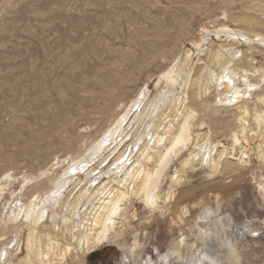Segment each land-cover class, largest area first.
Listing matches in <instances>:
<instances>
[{"label":"rangeland","instance_id":"rangeland-1","mask_svg":"<svg viewBox=\"0 0 264 264\" xmlns=\"http://www.w3.org/2000/svg\"><path fill=\"white\" fill-rule=\"evenodd\" d=\"M223 27L242 31L257 42L252 49L245 40L220 42L214 32ZM204 28L207 35L202 36ZM258 37L264 38V0H0V264H18L27 254L31 227L27 218L34 205L49 209L43 212L44 226H37L40 234H58L62 247L70 243L73 222L85 221L96 197L109 195L116 187L111 170L123 162L131 169L142 160L138 154L145 145L153 148L165 128L176 125L190 110L196 113L191 122L195 144L172 159L163 174L161 191L165 197L174 196L172 202L167 200L160 211L153 212L134 200L128 211L135 210V217L121 243L130 245L138 239L144 246L141 254H148L157 264L159 254L181 238L188 244L183 250L190 261L208 254L219 264H264V193L260 188L264 159L259 149L262 145L264 151V126L254 121L255 110L262 108L257 99L264 97V45ZM200 41L203 45L197 50L194 44ZM222 45H227V51L217 64L213 54ZM189 51L193 54L190 65L184 61ZM232 52L239 58L229 65ZM174 67L182 72L175 83H157ZM244 70L253 75L246 77ZM225 73L232 74L235 84L247 78L241 88L246 84L258 87H250L249 92L240 89L246 97L239 103H220L224 90L212 78ZM197 78L203 83L189 89L187 82L192 84ZM137 100L142 101L130 111L114 143L105 144L92 157ZM157 104L160 108L155 112ZM145 107L150 115L147 110L138 119ZM244 109L250 113L247 136L250 129L257 134L248 141L242 139L236 161H224L216 173L202 160L205 150L214 148L213 156L218 157L220 145L231 149L232 134L242 129L239 118ZM202 138L208 142L203 156L195 157L186 174L181 173L186 181L174 186L170 177ZM89 156L90 162L62 189V197L44 204L70 166ZM90 187L95 200L76 201L77 192ZM205 207L235 228L228 238L230 244L224 232L219 240L204 242L197 228L189 229ZM181 219L189 226L182 228ZM118 247L105 244L83 260L93 264L91 257L97 253V264H123ZM6 250L9 257L3 256ZM76 256H68L65 264H78Z\"/></svg>","mask_w":264,"mask_h":264},{"label":"bare ground","instance_id":"bare-ground-1","mask_svg":"<svg viewBox=\"0 0 264 264\" xmlns=\"http://www.w3.org/2000/svg\"><path fill=\"white\" fill-rule=\"evenodd\" d=\"M202 31H203L202 36L207 35V34H205V32H207L205 28ZM214 33L216 34V36L218 37L220 42H228L229 41V42H232L235 44L236 43L241 44L242 41L245 40V41H249V47L250 48L252 47L253 42H257V41H254V40H256L255 38L254 39L249 38V36H247L246 33H243L242 31L232 30L228 27H223V28L215 31ZM204 39H205V37L202 38V40H201L202 43H203ZM259 39H260L259 40L260 43H262L264 45V38L261 37ZM201 41H200V43L194 44V47L197 50H200L202 45L204 44V43L202 44ZM226 46L227 45H222L220 47V49L216 53L213 54V56H215V61L217 64H220L221 61L223 60V55L221 53L227 51V49L226 50L224 49V48H226ZM230 50H232V49H230ZM230 50L228 49L229 52H230ZM239 53H242V52L239 51ZM192 55L193 54L191 51H189V53L186 54V57L184 58L185 63H189V65H190V62L192 61L191 60ZM238 55L239 54H237V53H233L231 56V61H229L228 64L230 65L232 62H234L237 59ZM241 56H243V55H241ZM238 58H239V56H238ZM198 62H199V60H197V62H195V64H197ZM195 64L193 63V67L195 66ZM179 65H176V66L179 68ZM177 67H176V69H175V67L173 69H170V71L164 75L162 74L160 76V81L157 83L161 84L160 82L166 81V83L172 84L174 82V79L178 75V73L181 72L180 70H179V72L177 71ZM224 67H226V66H224ZM229 69H231V68L229 67ZM233 71H235V70H233ZM254 72H255L254 74L256 75V73H259V70L256 69V70H254ZM244 73L246 74V77H247V76H249V73H251V72H249L248 70H244ZM181 74H182V72H181ZM225 74L213 75V78H212L213 79L212 82H215V84H216L215 86H217L219 84V82H221L220 87L222 90H224V92L222 90H220L221 93L223 92V94L219 96L220 103H224L226 105L227 104L233 105V104L239 103L241 98L246 97V93L242 94L240 89H246L249 92V89H251L250 87H254V89H256L258 87L257 85L251 86L250 84H246L245 88H241L240 83H241V81L243 82L244 79L242 80V78L241 79L239 78L240 81L238 82V84L237 83L235 84L234 79L231 77L232 74L231 75H229L230 73L226 74L228 76H226ZM243 77H245V76L243 75ZM198 78H197V80L192 81V84H191V81L187 82V83H189V89L195 88V87H200V85L203 82L201 83V79H198ZM244 81L248 82V79L245 78ZM262 82H264V81H262ZM187 83H185V84H187ZM244 86H245V84H244ZM210 88L211 87H209V90L212 89V88L211 89ZM193 90L195 91L196 89H193ZM197 90H198V88H197ZM216 90H217V88H216ZM201 91H202V89H201ZM185 94H187V93H185ZM138 100L134 102L131 109L130 110L128 109L129 111L118 121L116 128L109 132L110 135L105 134L106 136L100 142L101 143L100 146H98L96 148V150L94 151L95 152L94 154H91L92 157L95 156L100 150H102L103 146H106L107 143L113 142V140L119 134V131L122 128L124 121L126 122L125 119L128 118L130 111L134 110L133 108L136 106V103H140L143 99L140 100V102ZM184 101H186V100H184ZM257 101H259L262 108H259V110H255V113H254V119L255 120L254 121H256L258 123V124L256 123L257 125H260L261 127H263L264 126V97L263 98L260 97L259 100L257 99ZM146 104H148V103H146ZM159 105L160 104H157L155 112L160 108ZM149 106H150V104H149ZM151 106H153V105H151ZM142 109H143L142 112L140 113V115H138V119H139V117L141 118V116H143L147 113L148 107H145V109L144 108H142ZM130 114H132V113H130ZM148 114L150 115L149 110H148V113L146 115H148ZM240 114H241V116L239 118V123H240L242 129L240 132H235L232 134L233 144H232L231 149H229L228 147H226L224 145L217 144V145H220V147L222 148V151L219 152L218 157L213 156V153L215 152L214 148L212 150H209V149L205 150V156H204V158L202 157L203 158L202 160L203 161L206 160L209 168L215 172H216V170H218L222 167L224 161L225 162L228 160L236 161L234 156H235L238 148L239 147L241 149L243 148L242 147V139H243V141L244 140L248 141L250 136L257 134L256 132H254L250 129L249 132L251 134L249 136H247L248 127H249V122H248L247 118L250 115L248 109H244L243 111L240 110ZM177 117H178V115H177ZM194 117H196V113L194 111L190 110L189 114L187 113L186 115H184V114L181 115V118L178 119V122L176 125H173V124L168 125V127L165 128L163 135L158 137V140L156 141L155 146L153 145L154 146L153 148L152 147L149 148L148 145H145V147H144L145 150L142 148V150H144V152H141L142 154H138V155H142V160L138 159L137 164L132 165L133 167L132 168L130 167L131 169H128V167H127L128 164L127 165L124 164L125 162H123V161H122L123 165L120 166V164H119V166L114 168L113 170H111V168H113V167H111L110 168L111 175H113V182L116 185V187L111 188V190H110L111 192L109 193V195H108V193H106L107 195L102 193L100 195V197H96V202L92 203L93 208L90 209L88 214H86L85 217H87V218L85 221L84 220H83V222L77 221V223L73 222L74 226H72V227H73L74 232L69 233V235H71L70 243L63 245V247L61 246L60 240L57 238L58 234L54 235L53 233L49 232L46 235H44L45 237H43L40 234L41 230H40V232L38 230L39 227H37V226L42 224L43 217L45 216V214L43 212H45V210H49V209H47V207H45V209H44L43 206H42L43 207L42 209H41V207L39 209V206L37 207L36 205H34V203L31 204V205H34L33 207H35V208H33L32 212L29 216L27 215L28 216L27 220L30 221V226H31L30 227V234L27 238V243H26V250L25 251H27V254L19 259L18 264H65L68 262V256H71V254H73V253H75L77 255L76 258L77 257H78V259L80 258V261L78 264H85L84 260L89 255H91L92 253H94L97 250H99L100 248H102L105 244H114V245L116 244L119 246L118 248H120V250L122 251L123 264H157L155 262V260L153 258H150V256L148 254H147V256H143L141 254L144 246H143V244H141L138 241V239H135V242L133 244H130V245H127V244L123 245L121 243V239L123 238L124 231L129 226L130 221H132L133 218L135 217V210L128 211V206L132 205L134 200H138L141 203H143L149 210H151L153 212L154 211L157 212V210L160 211L162 206L164 204H166L167 200H171V198L173 200V197H174L173 195H172L173 197H171V194H170V196L167 195L168 197H165L162 194V191H161L162 181L164 180L163 178L165 177V175H163V174L171 165L172 159H177L180 155H182L183 151L189 150L190 147L193 148V145L195 144L194 143L195 133L192 131V127H191L192 123L191 122H192ZM202 136H204V134H202L201 137ZM206 136L207 135H205L204 137H206ZM199 137H200V135L198 134V138ZM202 139L198 140V142L194 146V150L192 151V153L190 152L191 154L184 161H182L180 163V168L177 169L176 173L170 177L174 186H179L183 182L186 181L187 176L182 175L181 173L186 174V171L189 169V167H191L192 161H193V159H195V157H199V159H200L201 156H203V152H204L203 147L206 146L208 142L206 141L205 138L203 140ZM203 142H205V143L203 144ZM246 143H244V144H246ZM93 147H94V145H93ZM261 147H262V145H259L260 154H261L260 157H261V159H264V151L261 150ZM217 149H218V147H217ZM140 150H139V152H140ZM241 153H242V155H241L240 160L243 159L245 152L242 151ZM207 154H208V156L206 158ZM91 156L81 160L79 163L75 162L73 164V166H70L71 169L69 170V172H67L65 174L63 181L61 180V182L58 183L57 187L54 188L55 192L51 193L50 195L48 194L49 196L47 197L46 201L44 200L45 201L44 204L46 203V205H47V201L52 202V199L53 200L57 199V198L60 199L62 197V189H64L65 186L68 185L67 183H70L69 181H73L72 175L74 173H76L79 170V168H81V167L84 168L85 164L90 162ZM124 160H125V158H124ZM127 162H128V160H127ZM108 172H110V171H108ZM121 174L124 176L123 178H122ZM97 179H95V180H97ZM78 181H79V179H78ZM79 182H81V181H79ZM93 184H91V185H93ZM89 185H90V182H89ZM76 187H75V189H76ZM91 187L89 189L84 188V189H86L85 191H81L79 189L80 191L78 190L79 192H77V194L75 193L76 194L75 197H77L76 201L78 200V201L93 202L92 199L95 200V195H94V197H92V195L90 194V191L92 190ZM104 187H105V185H103L101 189H103ZM81 188L83 189V187H81ZM260 188H261L262 193H264V185H260ZM169 193H171V192H169ZM96 195H98V193ZM45 199H46V197H45ZM172 200H171V202H172ZM161 204H163V205H161ZM187 209H188V207H187ZM30 211H31V209H30ZM215 213L216 212H214L209 207H205L203 213L198 215V217L192 221L193 226L192 227L190 226L191 228H189V229H191V231H192V229L197 228L198 231L200 232V237L202 239L201 241H204V242H208V241H211L214 239L219 240L220 236H222L220 234L223 232H224V234H226L225 238H227V240H228V238L231 240V235L233 234V231L235 228L232 225H230V223L224 222V219L221 218L222 216L220 217V215H219L220 218L215 216L216 215ZM43 214H44V216H43ZM186 214H187V212H186ZM213 216L217 217L215 223L212 220L214 218ZM14 218H15V216H14ZM16 218H18V217H16ZM67 221L68 220L66 218L64 223H67ZM184 221H186V220L181 219V224L179 223L180 225H183V227L179 225L182 228H186L188 225ZM174 223H175V221H174ZM201 224H205V225H207V227L201 226ZM43 226L41 225V227H43ZM51 228H52V226H51ZM237 228L240 229L239 227H237ZM58 230H59V228H58ZM65 230H66V228H65ZM247 230H248V228H247ZM64 232H62V234ZM79 232H81V234L78 235L77 233H79ZM183 237H185V236H183ZM230 240H228L229 242L227 244L231 243ZM61 241H62V239H61ZM186 244L187 243H185L184 238H181V240H179V241H172L169 244V246L167 247L166 252H164L163 254H159V258H158L159 262L158 263L159 264H189V263L190 264H207V262H208L209 264H219L218 261L213 258L214 256L213 257L207 256L208 254H205V255L202 254L199 257H197L196 259H194V260L192 259L190 261L189 256L185 255L186 250L185 251L183 250L184 247L186 246ZM211 244L213 245V243H211ZM187 246H188V244H187ZM18 247H19V245H18ZM219 248H221V247L219 246ZM216 249H217V246H216ZM8 251L9 250H6L5 252L3 251L4 252L3 256L9 257L10 253ZM73 251H75V252H73ZM155 251L158 252L157 247H155ZM231 251H233V250L231 249ZM3 258H5V257H3ZM9 264H11V263H9Z\"/></svg>","mask_w":264,"mask_h":264},{"label":"flooded vegetation","instance_id":"flooded-vegetation-1","mask_svg":"<svg viewBox=\"0 0 264 264\" xmlns=\"http://www.w3.org/2000/svg\"><path fill=\"white\" fill-rule=\"evenodd\" d=\"M98 260H99V256H98V255H95L94 257L91 258L90 261H91L93 264H97V263H98Z\"/></svg>","mask_w":264,"mask_h":264},{"label":"trees","instance_id":"trees-1","mask_svg":"<svg viewBox=\"0 0 264 264\" xmlns=\"http://www.w3.org/2000/svg\"><path fill=\"white\" fill-rule=\"evenodd\" d=\"M95 255H97V253L93 254V256H92V257H94ZM92 257H91V258H92Z\"/></svg>","mask_w":264,"mask_h":264}]
</instances>
